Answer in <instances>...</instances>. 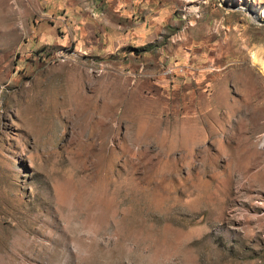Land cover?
<instances>
[{"label":"rangeland","instance_id":"rangeland-1","mask_svg":"<svg viewBox=\"0 0 264 264\" xmlns=\"http://www.w3.org/2000/svg\"><path fill=\"white\" fill-rule=\"evenodd\" d=\"M95 1L0 0V264H264V0Z\"/></svg>","mask_w":264,"mask_h":264},{"label":"crops","instance_id":"crops-1","mask_svg":"<svg viewBox=\"0 0 264 264\" xmlns=\"http://www.w3.org/2000/svg\"><path fill=\"white\" fill-rule=\"evenodd\" d=\"M77 1H78V3H80L81 0H49V3L51 5V7L55 8V7H59L61 4L65 5L66 2H71L72 4H74ZM98 1L101 2V3L102 2L103 3H107V7H108L107 13H111L112 12V10H111L112 7L111 6H108L110 3H113V4L114 3H117L118 7L120 8V11H122L121 9L123 7L121 6V4H123V2H126L128 0H98ZM93 2H94L93 6H94V9H95L97 15L101 13L102 16H105V12H106V11H104L105 8L103 10H100V8L97 5L96 1L93 0ZM78 7L80 8V11H81V7L80 6H78ZM125 7L126 6L124 4V10L126 9ZM85 15L87 17L89 14L87 13ZM104 42H105V45L103 46L104 47L103 49L106 50L105 48L106 47H109L110 43L113 42V39H112V36H111V33L110 32L107 33V37H106V39H105Z\"/></svg>","mask_w":264,"mask_h":264},{"label":"built area","instance_id":"built-area-1","mask_svg":"<svg viewBox=\"0 0 264 264\" xmlns=\"http://www.w3.org/2000/svg\"><path fill=\"white\" fill-rule=\"evenodd\" d=\"M84 4H85V11L91 15V16H97V13L94 9V6H93V0H83Z\"/></svg>","mask_w":264,"mask_h":264},{"label":"bare ground","instance_id":"bare-ground-1","mask_svg":"<svg viewBox=\"0 0 264 264\" xmlns=\"http://www.w3.org/2000/svg\"><path fill=\"white\" fill-rule=\"evenodd\" d=\"M260 15H261V13H260ZM250 55H251V58H252L253 63L257 64V66H258L259 68H261V70H262L263 73H264V60H258V59L256 58V56H255V52H254V54L251 52Z\"/></svg>","mask_w":264,"mask_h":264},{"label":"water","instance_id":"water-1","mask_svg":"<svg viewBox=\"0 0 264 264\" xmlns=\"http://www.w3.org/2000/svg\"><path fill=\"white\" fill-rule=\"evenodd\" d=\"M262 23L264 22V20L263 21H261Z\"/></svg>","mask_w":264,"mask_h":264}]
</instances>
